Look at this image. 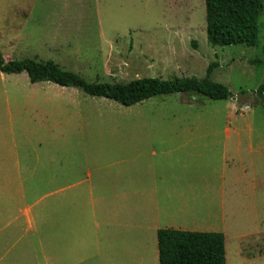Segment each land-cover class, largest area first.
<instances>
[{"label":"rangeland","instance_id":"374dc122","mask_svg":"<svg viewBox=\"0 0 264 264\" xmlns=\"http://www.w3.org/2000/svg\"><path fill=\"white\" fill-rule=\"evenodd\" d=\"M260 25L258 47L215 48L206 0H0L7 61H54L91 83L204 79L217 63L211 79L232 93L227 101L172 94L125 107L0 73V264H159L156 228L216 223L219 204L184 213L175 210L178 196L165 201L168 187L154 188L163 170L150 177L152 153L171 149L173 162L186 159L172 133H217V141L227 131L264 134V14ZM120 187L158 198L159 212L131 202L114 210L109 197ZM179 189L183 198L191 188ZM255 203L264 225V201ZM228 257L238 264L230 246Z\"/></svg>","mask_w":264,"mask_h":264},{"label":"crops","instance_id":"0c3cea01","mask_svg":"<svg viewBox=\"0 0 264 264\" xmlns=\"http://www.w3.org/2000/svg\"><path fill=\"white\" fill-rule=\"evenodd\" d=\"M170 135H172L170 137L173 140L171 144L173 150L180 152L181 155L183 153L188 161L178 159L176 163L173 162L171 149H162L160 153L153 152L150 177L154 179L159 170L164 172L161 178L157 177L154 188L168 187L165 201L171 202L178 196L183 205L180 209L175 210L184 213L191 210H214L215 205L219 204L222 215L217 217L218 221L208 226L206 230L197 229V224L195 229L184 228L183 225L178 226L177 224L164 229L222 233L226 238L227 264H229L228 246L232 247L233 256L238 264H264V225L255 216L254 208L255 202L264 201V178L260 176L259 172L264 168V142L256 143L255 141L264 139V134L227 131L225 138L222 137L221 141H217L218 139L215 137L219 135L217 133L180 132ZM203 139L205 141H200ZM206 139L213 141H206ZM257 154L259 155L257 156ZM196 164H199V169L204 167L206 171L202 172L196 169ZM163 165L167 167H163ZM192 170L198 171L196 174L198 179L191 178ZM169 176H171L170 179L173 176L171 181H168ZM181 187L194 189L188 190L187 193L184 192L182 198L180 196L182 191L179 189ZM209 189L213 190V193H209ZM156 190L155 193H158ZM143 194L139 190L134 189V193H132L125 189L122 190L120 187L119 193L115 194L113 198L110 196L109 199L117 203L114 210L129 209L127 204L131 202L134 205L140 204L138 207L140 210L156 211L157 214L160 210L158 198L143 197ZM90 199L91 203H95L94 197ZM242 201L247 203L245 207L240 205ZM103 202L107 203L108 199L104 198ZM228 204H233L232 207H229L232 213L228 211ZM107 209L108 206L105 205L104 212ZM245 209H247L245 219L248 220L247 222L243 221L244 216L242 219L241 215ZM160 230L163 229L156 228L157 236ZM157 258L159 260V249Z\"/></svg>","mask_w":264,"mask_h":264},{"label":"trees","instance_id":"16d2710c","mask_svg":"<svg viewBox=\"0 0 264 264\" xmlns=\"http://www.w3.org/2000/svg\"><path fill=\"white\" fill-rule=\"evenodd\" d=\"M207 35L213 47L260 45V19L264 0H206ZM219 65L211 64L207 77L145 78L130 83L88 82L81 75L62 69L54 61L24 59L7 61L0 54V73L27 74L31 84L52 83L81 90L93 98H104L131 107L152 98L172 94H197L215 101H227L232 93L211 77ZM258 95L264 98V85ZM160 264H227L226 238L222 233L185 232L163 229L158 232Z\"/></svg>","mask_w":264,"mask_h":264}]
</instances>
